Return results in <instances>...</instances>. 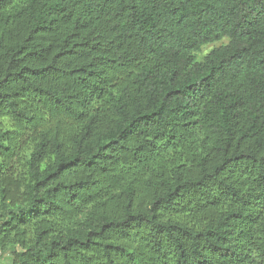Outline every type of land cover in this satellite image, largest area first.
Here are the masks:
<instances>
[{"label": "trees", "instance_id": "1", "mask_svg": "<svg viewBox=\"0 0 264 264\" xmlns=\"http://www.w3.org/2000/svg\"><path fill=\"white\" fill-rule=\"evenodd\" d=\"M0 264H264V0H0Z\"/></svg>", "mask_w": 264, "mask_h": 264}, {"label": "rangeland", "instance_id": "2", "mask_svg": "<svg viewBox=\"0 0 264 264\" xmlns=\"http://www.w3.org/2000/svg\"><path fill=\"white\" fill-rule=\"evenodd\" d=\"M218 44H219V43L211 44V45H207V46H205V47L203 48V50L197 54V59H201L202 56H203V55L205 54V52L207 51V49L211 48L212 46L218 45ZM3 261H4V259H3Z\"/></svg>", "mask_w": 264, "mask_h": 264}]
</instances>
